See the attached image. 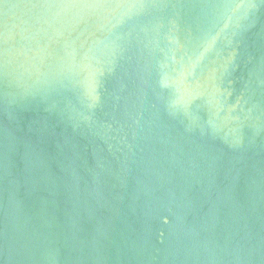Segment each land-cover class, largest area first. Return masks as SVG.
Segmentation results:
<instances>
[{
	"label": "water",
	"instance_id": "1",
	"mask_svg": "<svg viewBox=\"0 0 264 264\" xmlns=\"http://www.w3.org/2000/svg\"><path fill=\"white\" fill-rule=\"evenodd\" d=\"M0 264H264V0H0Z\"/></svg>",
	"mask_w": 264,
	"mask_h": 264
}]
</instances>
